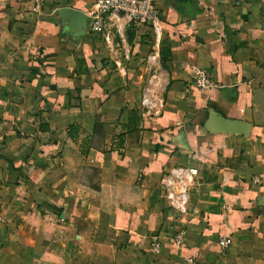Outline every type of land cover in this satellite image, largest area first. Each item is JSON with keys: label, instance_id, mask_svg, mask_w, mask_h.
I'll return each instance as SVG.
<instances>
[{"label": "crops", "instance_id": "1", "mask_svg": "<svg viewBox=\"0 0 264 264\" xmlns=\"http://www.w3.org/2000/svg\"><path fill=\"white\" fill-rule=\"evenodd\" d=\"M95 2L0 0V264H264V0H157L158 114L152 35L123 21L107 45ZM174 166L196 174L185 214Z\"/></svg>", "mask_w": 264, "mask_h": 264}, {"label": "built area", "instance_id": "2", "mask_svg": "<svg viewBox=\"0 0 264 264\" xmlns=\"http://www.w3.org/2000/svg\"><path fill=\"white\" fill-rule=\"evenodd\" d=\"M89 34H99L107 45L119 34V28L126 21L132 28L149 29L152 35L153 52L146 57L145 67L147 77L142 88L141 107L145 112L160 113L165 105L164 98L156 91L160 88L158 83V49L162 40V17L157 6V0H96L86 11ZM154 35H153V34ZM126 57H129L126 51ZM196 86L201 90H210L215 87L212 76L205 70L195 72ZM195 171L189 167L174 166L166 170L160 179V190L169 208L179 214H185L190 201V191L195 183ZM186 233L177 231L172 238L176 248L180 249L185 241ZM230 240L223 237L220 245L228 247ZM158 238L153 237L152 248H160ZM189 264H196L195 258L187 259Z\"/></svg>", "mask_w": 264, "mask_h": 264}, {"label": "trees", "instance_id": "3", "mask_svg": "<svg viewBox=\"0 0 264 264\" xmlns=\"http://www.w3.org/2000/svg\"><path fill=\"white\" fill-rule=\"evenodd\" d=\"M149 30V29H148Z\"/></svg>", "mask_w": 264, "mask_h": 264}]
</instances>
